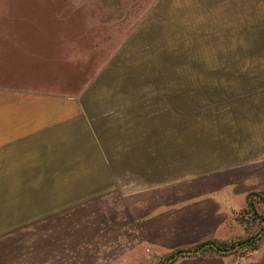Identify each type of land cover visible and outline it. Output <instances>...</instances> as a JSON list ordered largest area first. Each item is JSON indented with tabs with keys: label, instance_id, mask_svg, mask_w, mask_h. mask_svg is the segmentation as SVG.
Wrapping results in <instances>:
<instances>
[{
	"label": "rangeland",
	"instance_id": "374dc122",
	"mask_svg": "<svg viewBox=\"0 0 264 264\" xmlns=\"http://www.w3.org/2000/svg\"><path fill=\"white\" fill-rule=\"evenodd\" d=\"M216 191L264 264V0H0V264H116Z\"/></svg>",
	"mask_w": 264,
	"mask_h": 264
},
{
	"label": "crops",
	"instance_id": "0c3cea01",
	"mask_svg": "<svg viewBox=\"0 0 264 264\" xmlns=\"http://www.w3.org/2000/svg\"><path fill=\"white\" fill-rule=\"evenodd\" d=\"M218 191H216L217 194L199 199L198 205L193 202L178 208L174 207V210L168 213L167 222L165 208H156V213L149 215L145 220L146 223L144 221L142 224V235L139 240L125 246L117 256L109 261L114 260L116 264H146L148 252L151 251L144 250L143 243L146 242L151 245L154 251L163 253V251L166 252L175 247L196 244L206 239H226L229 230L224 221L228 218L227 213L231 214L232 209H236L238 206H235L233 201L221 198L226 195L220 194ZM236 192L234 191V194ZM202 210L209 213L207 215L210 220H201L205 217ZM169 264H232V262L230 256L212 251L177 257Z\"/></svg>",
	"mask_w": 264,
	"mask_h": 264
},
{
	"label": "trees",
	"instance_id": "16d2710c",
	"mask_svg": "<svg viewBox=\"0 0 264 264\" xmlns=\"http://www.w3.org/2000/svg\"><path fill=\"white\" fill-rule=\"evenodd\" d=\"M248 206H251V202L248 201ZM214 240H206V241H202V242H198L196 244H193V245H188V246H185L183 248H177L175 250H173L171 253H170V260L172 261L173 259L177 258V257H182V256H186V255H191V254H195V253H200V250H203L205 249L206 247L215 251V252H218L220 250H226V246H222L221 244H215L213 242ZM253 244V248H256V240H253L252 241Z\"/></svg>",
	"mask_w": 264,
	"mask_h": 264
}]
</instances>
